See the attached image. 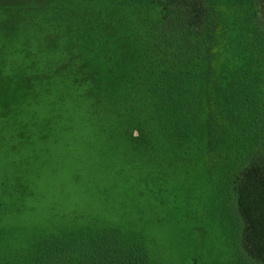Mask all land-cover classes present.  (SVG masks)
Returning a JSON list of instances; mask_svg holds the SVG:
<instances>
[{
    "label": "trees",
    "instance_id": "1",
    "mask_svg": "<svg viewBox=\"0 0 264 264\" xmlns=\"http://www.w3.org/2000/svg\"><path fill=\"white\" fill-rule=\"evenodd\" d=\"M243 30L211 0H0V42L22 55L9 76L1 67L0 87L23 101L67 83L133 151L155 152L165 177L207 185L237 264H264V25L260 71ZM25 243L0 246V264H153L143 236L121 225Z\"/></svg>",
    "mask_w": 264,
    "mask_h": 264
},
{
    "label": "rangeland",
    "instance_id": "2",
    "mask_svg": "<svg viewBox=\"0 0 264 264\" xmlns=\"http://www.w3.org/2000/svg\"><path fill=\"white\" fill-rule=\"evenodd\" d=\"M211 1L244 29L260 71L257 1ZM1 43L0 69L9 76L20 44ZM66 84L23 101L16 89L0 87L1 248L16 251L34 235L72 226L121 225L143 236L153 264H237L235 233L209 200V187L165 177L155 152L133 151Z\"/></svg>",
    "mask_w": 264,
    "mask_h": 264
}]
</instances>
